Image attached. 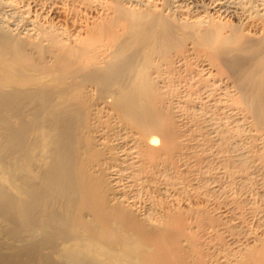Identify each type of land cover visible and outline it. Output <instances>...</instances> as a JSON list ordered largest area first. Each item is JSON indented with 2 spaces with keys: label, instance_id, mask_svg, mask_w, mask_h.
Listing matches in <instances>:
<instances>
[{
  "label": "bare ground",
  "instance_id": "bare-ground-1",
  "mask_svg": "<svg viewBox=\"0 0 264 264\" xmlns=\"http://www.w3.org/2000/svg\"><path fill=\"white\" fill-rule=\"evenodd\" d=\"M208 145L261 203L223 181L238 211L210 212ZM243 206L264 0H0V264H264Z\"/></svg>",
  "mask_w": 264,
  "mask_h": 264
},
{
  "label": "rangeland",
  "instance_id": "rangeland-1",
  "mask_svg": "<svg viewBox=\"0 0 264 264\" xmlns=\"http://www.w3.org/2000/svg\"><path fill=\"white\" fill-rule=\"evenodd\" d=\"M245 141H246V142H245ZM247 141H248V139H244V144H247V147H246V145H245V146H242L241 148H242L243 152L241 151V153H246L247 151H249L250 149H252V148H251L252 146L249 145V144H251V142H250L251 140L249 139V142H247ZM258 145L260 146V144H257L256 146L258 147ZM208 146H209V145H208ZM249 146H250V147H249ZM253 147H254V146H253ZM260 147H261V146H260ZM211 148L214 149V147H213L212 145H211ZM211 148H210V146H209V148L207 149V153H209V156H208V157H210L211 159L213 158V161L211 162V159H209V161L211 162V163H210L211 166H210V164H209V166L207 167L208 163L206 164V167H207V168H206V169H207V170H206V171H207V172H206V173H207V174H206V177L208 176V177H207L208 186L213 185V186H211L210 188H213V189H214V191L211 192V196H209V197H210V200H212L213 202H212V201L209 202V199H208V204L210 203L209 205H210L211 207H209V205H207V207L210 208V209L213 208V209H211L210 212L213 213V212L215 211V213H213V214H215V215L217 214V215H218L219 212L225 211V209H226L227 211H230V212H231L232 210H233V212L236 211V209L233 208L234 206H232L233 204H231L230 202H229L230 205L227 204L229 199H227V198L225 199V197L228 196V193H229V192L235 193L234 197H235V196H238L237 194H238V193L240 194V192H242L243 195H245V196H246V195H249V196H250V194H251L252 200H251V198H250L249 196H246V197H245V196H243V195H241V194H240L241 196H238V197H241V198H242L243 200H245V201L247 200V201H246V204H248V206L251 204V202H252L253 205H256V203H257L256 201H259V200H258L257 198H256L257 200L253 198L254 193H251V192H250V194H247V193H249V190H247V191H248V192H247V191L242 190V189H241V190H238V189H235V188H234L235 191H233V190H231V189L228 188V184H229L230 181H229V179H227V177H226L227 175H225L226 172H225V174L222 173V172H224V170H221V169H224L223 166L221 165L222 168H220V166H219V165L221 164V163H220V162H221V159H220L221 155H220L219 157L217 156L218 158H216V157H211V156H213V154H214V156L216 155V153L213 151V149L211 150ZM241 148H240V149H241ZM209 149H210L211 151H210ZM212 151H213V152H212ZM210 152H211V153H210ZM219 154H220V153H219ZM248 154H249V152H248ZM248 154L246 153V155H248ZM210 155H211V156H210ZM214 158H215V159H214ZM221 158H222V157H221ZM218 159H220L219 163L217 162ZM215 160H216V161H215ZM207 161H208V160H207ZM215 162H217V163H215ZM212 163H213V164H212ZM218 164H219V165H218ZM217 165H218V166H217ZM212 166L215 167V170L212 169ZM219 168H220V169H219ZM218 169H219V170H218ZM208 171H209V173H208ZM219 171H220V172H219ZM221 171H222V172H221ZM213 172H214V173H213ZM218 172H219V173H218ZM220 173H221V174H220ZM208 174H209V175H208ZM212 174H215V175L213 176ZM222 174L224 175V177L221 179L220 176H223ZM210 175H211V176H210ZM218 175H220V176H218ZM209 176H210V177H209ZM217 176H218V177H217ZM209 178H211L212 180L209 179ZM215 178H216V179H215ZM217 178H218V180H217ZM219 178H220V179H219ZM224 178H225L226 180H225ZM228 178H229V177H228ZM235 178H236V179H235ZM235 178H234V181H235V180H236V181L234 182L235 184H234V183H233V184H234V185H237V187H238V184H239L241 181H240L239 177H235ZM237 178H238V179H237ZM213 179H214L216 182H215ZM221 180H222V181H221ZM238 180H239V182H238ZM210 181H211V182H210ZM219 181H221V185H219V183H218ZM223 181H224L225 183H226V181H227L228 184H227V183L225 184ZM212 182H215V183H212ZM209 183H210V184H209ZM216 183H217L218 185H217ZM223 183H224L225 187H226V185H227L226 189H227V190L229 189V191H228V193L226 194V196H225V194L222 192V190L220 189V188H222V189L224 190V185H223ZM236 183H237V184H236ZM222 185H223V187H222ZM229 185H230V184H229ZM216 186H217V187L220 186V188L217 189ZM214 187H216V188H214ZM213 189H211V190H213ZM219 190H221V191H219ZM237 190H238V191H237ZM215 191H216V192H215ZM225 191H226V190H225ZM225 191H224V192H225ZM236 191H237V193H236ZM239 191H240V192H239ZM217 192H220V193H217ZM226 192H227V191H226ZM226 192H225V193H226ZM244 192H246V193H244ZM213 193L216 194V195H214ZM221 193L224 194V195L221 196ZM252 194H253V195H252ZM213 195H214V196H213ZM230 195H231V194L229 193V197L231 198V197L233 196V194H232V196H230ZM216 196H217V197H216ZM223 196H224V197H223ZM214 197L217 199V201H216V199H214ZM219 197H220V199H219ZM229 197H228V198H229ZM238 197L235 198V199L238 200ZM243 197H244V198H243ZM248 197H249V200H251V202L247 199ZM254 197H255V196H254ZM245 198H246V199H245ZM218 199H219V201H218ZM222 199H223V200L225 199V201H223ZM239 199H240V198H239ZM253 199H254V200H253ZM221 200H222V201H221ZM240 200H241V199H240ZM226 201H227V202H226ZM254 201H255L256 203H255ZM217 202H218V203H217ZM221 202H222V203H221ZM223 202H224V205H223ZM247 202H248V203H247ZM249 202H250V203H249ZM214 203H215V204H214ZM219 203H220V204H219ZM259 203H261V201H259L257 204H259ZM218 204H219V206H218ZM212 205H213L214 207H213ZM216 205H217V206H216ZM221 205H222V206H221ZM228 205H229V206H228ZM215 206H216V207H215ZM225 206H226V207H225ZM257 206H262V205H257ZM221 207H222V208H221ZM244 207H245V206H243L241 210H243L244 213H245V211H246V213L249 214V213H248L249 211L246 210ZM262 207H263V206H262ZM219 208H220V209H219ZM231 208H232V209H231ZM210 209H209V210H210ZM214 209H216V210H214ZM234 209H235V210H234ZM212 210H214V211L212 212ZM219 210H222V211H219ZM241 210H239V212H240ZM237 211H238V210H237ZM237 211H236V212H237ZM243 211H241V213H242ZM216 212H217V213H216ZM236 212H235V213H236ZM257 212H258V211L255 212V215H254V213H252V214H249V216H248L246 213H245L246 215H245V214H241V216L243 215V219H245V223L250 224V227L247 226V224H246V226L249 227V228H252V227H253L254 230H255V228H257V223H256V224L254 223L257 219H258V220L260 219V220H259L260 222L263 221L261 224H264V219L262 220L263 217H262L261 212H258V213H257ZM258 214H259V215L261 214V216H259ZM244 215H245V216H244ZM251 215H254L255 217L258 215L259 217H258V216H257V218L254 217L255 220H253V216H251ZM246 216H247V217H246ZM245 217H246V218H245ZM261 217H262V218H261ZM247 219H249V220H247ZM246 220H247V221H246ZM250 220H251V222H249ZM252 220H253L254 222H253ZM256 222H257V221H256ZM253 223H254V225H255L256 227L253 225ZM259 226H260V225H259ZM263 226H264V225H263ZM263 226H262V227H263ZM253 228H252L251 230H253ZM263 228H264V227H263ZM254 230H253V231H254Z\"/></svg>",
  "mask_w": 264,
  "mask_h": 264
}]
</instances>
